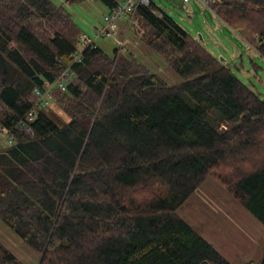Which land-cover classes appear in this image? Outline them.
<instances>
[{
	"label": "trees",
	"instance_id": "obj_1",
	"mask_svg": "<svg viewBox=\"0 0 264 264\" xmlns=\"http://www.w3.org/2000/svg\"><path fill=\"white\" fill-rule=\"evenodd\" d=\"M213 9L264 59V0ZM134 19L180 82L141 61L155 60L143 47L94 44L75 61L81 32L64 7L0 0V129L13 137L0 146V221L37 264H230L177 213L207 177L264 225V98L155 4ZM66 69V91L17 128ZM0 264L24 262L0 241Z\"/></svg>",
	"mask_w": 264,
	"mask_h": 264
},
{
	"label": "rangeland",
	"instance_id": "obj_2",
	"mask_svg": "<svg viewBox=\"0 0 264 264\" xmlns=\"http://www.w3.org/2000/svg\"><path fill=\"white\" fill-rule=\"evenodd\" d=\"M151 1L192 37L198 40L199 37H201L202 44L213 56L227 64L239 80L264 98V59L251 49L246 42L242 41L241 37L236 32L228 28V26L208 9L194 2L190 3L189 6H183L180 4V0ZM59 6L64 7L68 13L71 14L73 22H75L80 29V34L84 33L93 38V31L96 28L106 27L107 25L105 19L109 10L98 1L85 0L81 3L72 5L64 3ZM120 20H122V23L126 24L124 31L120 33V37L122 38L126 35L128 40L130 35L133 34L132 41H129L128 45H133L135 42L138 43H136L137 45L135 44L137 47L141 45L138 40L139 37L144 34V30L139 22L137 23L138 30H142L143 33L137 36L135 27H132L130 32H127V18H122ZM136 38H138V40ZM117 40L118 37L110 36L96 38L94 42L97 47H100L108 55H112L113 50L118 48ZM77 49H81L78 43ZM143 49L158 62V64H156L153 63V61H155L153 59V61H151L148 57L139 56L140 60L145 62L152 71L161 75L169 84H175L181 81V78L174 70L168 68L155 54L149 52L146 47H143ZM2 140L3 142L0 146H5V144L7 145L9 142L4 136ZM0 241L18 260L24 262V264L38 263L39 257L36 252L28 248V246L1 221Z\"/></svg>",
	"mask_w": 264,
	"mask_h": 264
},
{
	"label": "crops",
	"instance_id": "obj_3",
	"mask_svg": "<svg viewBox=\"0 0 264 264\" xmlns=\"http://www.w3.org/2000/svg\"><path fill=\"white\" fill-rule=\"evenodd\" d=\"M52 1L58 6L65 3L64 0ZM121 21L119 33L124 31L126 25ZM132 36L119 52L132 50L137 55H147L141 45L136 46L137 42L136 45H128ZM3 136L0 132V145ZM177 213L230 264L258 263L263 259L264 225L213 178H206Z\"/></svg>",
	"mask_w": 264,
	"mask_h": 264
},
{
	"label": "built area",
	"instance_id": "obj_4",
	"mask_svg": "<svg viewBox=\"0 0 264 264\" xmlns=\"http://www.w3.org/2000/svg\"><path fill=\"white\" fill-rule=\"evenodd\" d=\"M218 0H180L181 5L189 6L190 3L194 2L197 5L208 9L214 15H216L215 10L213 9V5ZM152 3L151 0H120V3L117 7L113 8L109 11L106 16L107 25L106 27L96 28L93 31V38L87 34H80L78 44L80 45V50L77 49V52L73 55L75 61H79L80 59V51L83 49L94 46L95 39L99 37H110L115 36L118 37L117 44L119 50H122L127 44V36L119 38L120 32V19L127 18V32H130L132 27H135L137 36L143 33L142 30H138V24L134 19V14L138 5L149 6ZM74 77V73L66 69L60 76L53 82H45L42 89H35L34 94L36 96V103L34 107L27 113L25 116V120H21L18 123L17 128H23L25 125V121H32L35 116V111L37 108H43L50 105V101H52V92L53 89H58L60 91H66L67 87L72 83ZM0 132L8 139L9 142L13 141V137L9 135V132L1 128Z\"/></svg>",
	"mask_w": 264,
	"mask_h": 264
},
{
	"label": "water",
	"instance_id": "obj_5",
	"mask_svg": "<svg viewBox=\"0 0 264 264\" xmlns=\"http://www.w3.org/2000/svg\"><path fill=\"white\" fill-rule=\"evenodd\" d=\"M199 42H202V38L201 37H199V40H198Z\"/></svg>",
	"mask_w": 264,
	"mask_h": 264
}]
</instances>
